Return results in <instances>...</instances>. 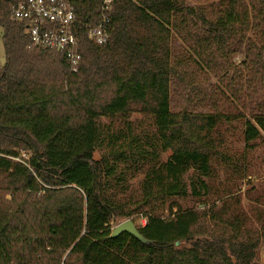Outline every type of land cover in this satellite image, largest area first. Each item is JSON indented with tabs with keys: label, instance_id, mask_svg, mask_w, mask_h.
Here are the masks:
<instances>
[{
	"label": "trees",
	"instance_id": "16d2710c",
	"mask_svg": "<svg viewBox=\"0 0 264 264\" xmlns=\"http://www.w3.org/2000/svg\"><path fill=\"white\" fill-rule=\"evenodd\" d=\"M17 1L0 0V264H255L264 210H252L260 232L234 182L214 181L222 166L242 177L246 152L264 136V0H69L81 22H95L110 1V40L96 46L81 31L76 73L55 51L27 49L25 24L9 14ZM237 49H247L240 67L231 63ZM206 73L229 80L220 100L250 98L248 114L173 111L175 83L212 100L195 84ZM235 122L239 155L224 139ZM188 197L197 207L177 204ZM135 214L148 243L110 237L114 218Z\"/></svg>",
	"mask_w": 264,
	"mask_h": 264
},
{
	"label": "rangeland",
	"instance_id": "374dc122",
	"mask_svg": "<svg viewBox=\"0 0 264 264\" xmlns=\"http://www.w3.org/2000/svg\"><path fill=\"white\" fill-rule=\"evenodd\" d=\"M183 1L187 5L191 6H214L220 0H180ZM3 29L0 26V67H2L5 63V52L4 46L2 42ZM253 38L252 33L249 35ZM176 48L179 47V43L175 44ZM242 47L246 48L245 45ZM179 50V49H176ZM238 51L231 55V63L237 67H240V62L244 59L247 49H237ZM240 71H242L243 76H241V84L244 87H248L250 75L246 76V71L241 66ZM235 69L232 66V69L229 72V75L232 76V82H235ZM68 73V70H67ZM200 75V76H199ZM238 77V74H236ZM234 79V80H233ZM229 82L228 79L223 81H219L212 74L206 73L205 76H201L198 74V79L195 81V84L199 87L202 93L206 95H212V100L205 96L204 98L200 96H194L192 92V88L188 86L184 82L175 83L171 87V107L173 111H177L180 108H186L190 112H212L215 109L224 113H245L248 114V109L252 104V100L245 96L246 103L242 104L241 101L236 100L235 98L229 96L228 99L220 100L218 96V92L223 89L226 91L225 84ZM237 85V84H236ZM235 86V84H234ZM247 89V88H246ZM218 91V92H217ZM139 114H133L132 119H140ZM227 130L224 134L225 143L229 148L230 154L239 155L242 153L244 148L243 143L241 142V127L238 122L232 124V126H227ZM27 152L21 151L20 157L24 158ZM168 156V153L162 156V159L165 160ZM244 159V172L243 176L241 174H230L231 172L226 171L223 166L218 167L217 179L214 181L215 185H219L218 189H221L223 185H227L229 181L234 182V187L232 192L234 195H238L240 197L241 206L244 211L248 214L251 219V222L255 228H257L260 232L262 229L259 227L258 223H256L254 216L252 215L253 209L264 210V136L261 139L257 140L254 144V147L247 151ZM99 154H95V158H98ZM233 162H236V159H233ZM231 170V169H230ZM232 171V170H231ZM230 174V175H229ZM143 176L138 175L136 178L132 179L129 182L130 190L129 193L132 198L136 199L140 195V186ZM188 179V175H185V181ZM128 193V191H127ZM126 193V194H127ZM177 204L181 206L183 209L187 208H195L198 203L196 200L191 197L185 199L176 200ZM218 203V202H217ZM201 208V207H198ZM132 210L139 212L140 207L133 206ZM176 209L174 208L172 213H175ZM134 224L139 227L141 225V220L144 219L142 214H135L130 218ZM161 221L168 225L171 223L173 219V215L170 214L167 209H165L161 213L160 217ZM126 219L114 218L111 222V227L114 228L119 223L125 221ZM181 246H188V243L183 242ZM255 264H264V232L261 237V241L257 250Z\"/></svg>",
	"mask_w": 264,
	"mask_h": 264
},
{
	"label": "built area",
	"instance_id": "2783aa9c",
	"mask_svg": "<svg viewBox=\"0 0 264 264\" xmlns=\"http://www.w3.org/2000/svg\"><path fill=\"white\" fill-rule=\"evenodd\" d=\"M109 2H104L95 22L78 21L69 0H19L10 4L9 14L13 20L25 24L27 49L55 51L64 57L68 71L76 73L82 60L81 31L96 46H104L110 40ZM141 224H145V219Z\"/></svg>",
	"mask_w": 264,
	"mask_h": 264
},
{
	"label": "water",
	"instance_id": "95a60500",
	"mask_svg": "<svg viewBox=\"0 0 264 264\" xmlns=\"http://www.w3.org/2000/svg\"><path fill=\"white\" fill-rule=\"evenodd\" d=\"M122 233H128L141 243H148L146 238H144L140 232L138 231V227L134 224V222L131 219H127L121 223H119L117 226L112 228L111 231V238L118 237Z\"/></svg>",
	"mask_w": 264,
	"mask_h": 264
}]
</instances>
